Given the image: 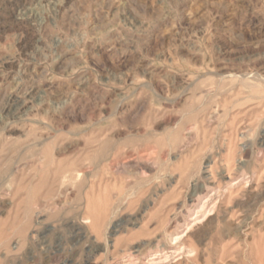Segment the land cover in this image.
Returning a JSON list of instances; mask_svg holds the SVG:
<instances>
[{"label": "rangeland", "instance_id": "374dc122", "mask_svg": "<svg viewBox=\"0 0 264 264\" xmlns=\"http://www.w3.org/2000/svg\"><path fill=\"white\" fill-rule=\"evenodd\" d=\"M0 264H264V0H0Z\"/></svg>", "mask_w": 264, "mask_h": 264}]
</instances>
